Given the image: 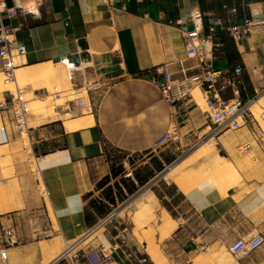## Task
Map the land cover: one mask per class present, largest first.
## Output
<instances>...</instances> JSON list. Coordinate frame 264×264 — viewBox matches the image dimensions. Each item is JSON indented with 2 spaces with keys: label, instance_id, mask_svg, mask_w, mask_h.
Returning a JSON list of instances; mask_svg holds the SVG:
<instances>
[{
  "label": "crops",
  "instance_id": "0c3cea01",
  "mask_svg": "<svg viewBox=\"0 0 264 264\" xmlns=\"http://www.w3.org/2000/svg\"><path fill=\"white\" fill-rule=\"evenodd\" d=\"M9 10L15 13L10 15ZM196 13L203 20L201 37L213 19L220 20L214 31H226V26L243 18L251 20L249 30L233 41L239 54L236 60H228L212 36L200 44L203 59L222 74L233 75V68L240 66L239 97L242 103L249 102L264 88V0H4L0 23L10 30L9 48L25 47L15 56L17 66L65 60L68 79H64V68L56 69L62 89L70 85L78 92L87 81L105 86L97 98L86 89L82 101H66V108L54 104L52 115L47 109L46 114L34 111L27 143L11 123L9 112L0 109L9 138L7 145L0 146V160H9L8 148L13 171L0 189V232L13 226L17 239L5 248L6 258H0V264H65L75 252H93L94 264H155L146 250L147 239L165 255L163 247L182 256L197 248H227L248 233L264 234V136L252 119L239 118L236 129L215 132L195 94L173 108L163 99L159 84L150 79L161 78L164 67L173 77H181V65L187 74L201 70L199 58L185 57L183 39V33L193 27L190 15ZM70 54L79 56L76 63L60 60ZM45 89L34 88L32 94L38 96ZM220 93L223 98L231 96L229 87ZM9 99L8 91H0V101L8 104ZM82 107H87L84 114ZM89 115L91 123L66 128L65 121ZM173 128L175 136L169 143L178 154L203 139L212 140V152L221 148L225 156L217 157L234 166L233 180L201 183L185 191L176 174L165 180L164 175L176 165L163 178L140 184L127 171L135 167L133 163L112 164L109 149L127 155L142 153ZM244 142L250 148L239 152ZM26 147L35 156L43 195L34 188L37 179L22 167ZM206 163L209 169L212 161ZM106 176L107 183L116 181L125 195L136 193L124 205L149 191L153 206L140 213L123 210L124 205L96 213L90 203L104 186L98 182ZM163 210L174 221L166 237L152 217ZM91 234L82 248L73 246L68 255L58 258L66 246ZM235 259L228 264H264V242Z\"/></svg>",
  "mask_w": 264,
  "mask_h": 264
},
{
  "label": "built area",
  "instance_id": "2783aa9c",
  "mask_svg": "<svg viewBox=\"0 0 264 264\" xmlns=\"http://www.w3.org/2000/svg\"><path fill=\"white\" fill-rule=\"evenodd\" d=\"M4 10V0H0V12ZM230 10L234 11V8ZM14 10H9L8 14H14ZM193 27L192 29L183 33L185 41V57L186 58H199V65L201 70L187 74L181 65V77H173L170 70L164 67L162 77L150 76V79L159 84V90L163 99L173 108H177L180 104L190 101L192 99L191 90L197 88L204 105L208 120L214 125V131L219 132L225 129H236L239 126L238 119L247 118V103H242L239 97V79L238 74L241 71L240 66L233 68V75L222 74L219 70L214 69L210 62L205 61L202 57V50L200 44L211 38L215 25L220 24L219 19H213L207 23V33L204 37L200 36V30L203 27L202 16L199 13L190 15ZM251 20L243 18L241 23L226 26V31L233 41L241 39L251 25ZM10 30L0 23V63L1 72L7 79H12L15 69L18 67L15 62V56L23 53L25 50L24 45L18 44L14 50L9 48L7 42V33ZM229 87L231 96L223 98L220 91L221 89ZM10 94L9 103L0 101V109L6 110L10 114V121L17 131L26 134L30 124V117L33 114V108L30 107L29 99L24 97L22 91L16 87L14 90H8ZM264 96V88L256 95ZM36 99L53 106L61 100L60 91H48L40 93L38 96L33 95ZM196 104V103H195ZM175 129L165 132L157 141L156 145L171 140L175 136ZM8 133L4 125H0V144L8 142ZM250 148L247 142L238 146L239 152H245ZM24 157L27 162L33 160L35 156L31 148L26 147ZM130 174V173H129ZM44 192V191H43ZM17 242L15 229L9 226L2 229L1 244H0V258L5 260V248ZM264 242V234L262 233H248L244 236L236 238L228 246L227 250L233 256H242L255 249H257ZM77 244H70L58 256L59 259L64 258ZM94 253L88 255H80L75 252L65 264H93Z\"/></svg>",
  "mask_w": 264,
  "mask_h": 264
},
{
  "label": "rangeland",
  "instance_id": "374dc122",
  "mask_svg": "<svg viewBox=\"0 0 264 264\" xmlns=\"http://www.w3.org/2000/svg\"><path fill=\"white\" fill-rule=\"evenodd\" d=\"M4 79H5V76L3 75L2 72H0V82L4 83ZM41 82L42 83L36 84L33 87H31L32 85L28 83L27 85H23L24 86L23 88L20 86L18 87L24 94V97L29 99V104H30V107L33 108V112L36 111L37 114H46V111H47L46 108H51L52 105L51 103L38 101L39 99L38 98L36 99L32 94V90L34 88L45 87L46 90L48 91H52L55 88L56 91H60L62 97H61V100L57 102L56 104L60 108L61 107L66 108V106H64L63 104L66 101H73V100L82 101L83 99L82 92L84 90L87 89L88 92H91L90 95L94 96V98H97L101 90L105 86V83H102L99 81H96V82L87 81L83 85H81L82 87L81 89H79L78 92L75 89H72L70 85L67 86L65 89H62L61 80H59L57 75H55L53 79L52 78L44 79ZM0 88H1L0 91H8V89L4 88V86L3 87L0 86ZM69 91L71 92L69 95H72V96L64 94ZM191 92L193 94H195L196 92L199 93L197 88L192 89ZM257 99L258 98H256L253 102H251L250 105L254 103ZM197 102L199 103V105L205 107L201 95H200V98L197 99ZM86 108L87 107H82L81 113L83 114L86 113L87 112ZM255 109H257L256 116L250 110H247V119H252L251 124H253L255 129H257L259 133L262 136H264V101L259 102L258 106H256ZM0 125H2L1 121H0ZM230 130H233V129H230ZM21 136L23 137L24 141L27 143L26 134L22 133ZM169 142L170 140L162 142L158 145H155L153 148L145 152L137 153V154L127 155L115 149H109L108 153L112 159V164L122 162V160L133 163V166L135 165V167H129L127 171L128 173H131V175L134 177L135 175H138L144 178L146 176H149V173H151L152 176L148 178L146 183H150L156 179L163 178L162 175L165 172H167L174 165H178V163H180L182 159H184L186 156L190 154L191 156H189L183 163L179 164L175 172L176 178L178 179V181L180 180L182 181V185L185 191H188L194 185H199L201 183H211L213 185H216L219 183L231 182L233 180L232 175L235 170L234 166L228 160L222 158L223 156H225V153L221 148H218L217 151L212 152L213 150H215L213 148L212 140L208 141V139L207 140L203 139L199 141L198 143L194 144L188 150H185L184 152L179 153V154L177 153V151L174 150V148ZM200 143L202 144L206 143V146H208L209 148L203 151L202 153L197 154L198 151L200 150L198 148L202 145V144L200 145ZM1 145L3 144H0V146ZM7 153L9 155V160L8 161L3 160V159L0 160V189H2L3 183L10 180V178L13 175L12 165H11L12 161L10 158L8 148H7ZM219 154L223 156L217 157ZM2 155H3V152L0 151V157ZM207 160L212 161L209 169H207V166H206L208 165L206 163ZM22 167L27 168L32 173V176L35 179H37L38 184L36 185L34 182V186H35L34 188L37 191V193L43 195V185L39 179V175L37 174L35 162L33 160L27 162L25 159L23 160ZM157 167H160V170H157ZM208 171L210 173L209 175L207 174ZM165 180H170V179L166 178ZM109 181H110L109 178H107L106 180H104L103 182L99 184V185H104V186L101 190L95 192V194L92 197V200L99 201L105 207V210L109 209V211H114L115 209L118 210L121 206L127 203L136 193L132 194V196L130 194H128L127 196L122 191H120L119 187H117L118 185L116 181H111L110 183H107ZM23 183L24 182L22 181L19 182L20 186ZM109 198L113 200L112 203L109 202ZM135 198L136 197H134V199ZM44 199L47 202L46 195L44 196ZM100 199H102L103 201L102 200L100 201ZM93 234L87 235L84 238L78 240L77 244L75 245V248H82V246H84V244H86L93 237L92 236ZM123 234L125 235V231L123 232ZM120 238L123 239V237H120ZM163 248L167 252L166 256L168 258L169 264H228L229 262L236 260L235 256L230 254L227 248H224V247L211 246L208 248H197L195 251H192L191 253L182 254V256H176V255L170 254L169 251L171 249L166 248V247H163ZM215 255L217 256L216 258H215ZM180 257L182 259L181 261L179 260ZM94 262H95V257L93 259V264Z\"/></svg>",
  "mask_w": 264,
  "mask_h": 264
},
{
  "label": "bare ground",
  "instance_id": "6f19581e",
  "mask_svg": "<svg viewBox=\"0 0 264 264\" xmlns=\"http://www.w3.org/2000/svg\"><path fill=\"white\" fill-rule=\"evenodd\" d=\"M63 59H66L68 64L70 63V61L67 58H63ZM63 61H65V60H63ZM63 61H60L59 63H53V64L47 63V64H37V65H32V66H18L14 71V75H13L12 79H7L5 77L4 83L0 82V86H2V87L4 86V88H6L8 90L9 89L14 90V88L19 87V86L23 88L24 87L23 85H27V83H28V84L32 85L31 87H33L36 84L42 83L41 81L44 79L54 78L56 73H57L56 69H61V68L65 69L66 76L64 77V79L67 80L69 77V73L67 70V65ZM56 89H57V87H56ZM54 90H55V88H54ZM70 93L71 92L69 91V92H66L64 94L69 95ZM69 96H72V95H69ZM194 97L196 99H199L200 98L199 93L196 92ZM256 98H258V99L250 105V103L253 102ZM38 101H41V100H38ZM261 101H264L263 95H258L256 97H254L252 100L249 101V103H247V105H246L247 110H250L256 116V110L257 109H255V108H256V106H258L259 102H261ZM41 102H43V101H41ZM36 107H38V106H36ZM46 109L48 110V114L52 115L53 109L52 108H46ZM91 122H92V119H91V116L89 115L87 117H82L79 119L65 121L64 123H65V126L68 130H74V129H78L79 127H82L86 124H89ZM208 148L209 147L206 146V143L202 144L198 148L200 150L198 151L197 154L202 153L203 151L207 150ZM189 156H191V154L186 156L184 159H182L180 161V163H178V165H176L175 167L170 169L164 175V177L165 178H173L175 176V172H176L179 164L183 163ZM143 199L144 200L147 199L146 201L148 203H146V205H143V202H142ZM152 200H153L152 193L149 191H146L145 193L143 192V194H140L138 197L133 199L129 205H125L122 209L127 210V211H137L139 213H140V210L148 211L151 208L150 205L153 206ZM162 212H163L162 215L159 216V214H155L152 217H153L154 221H156L159 224V226H161V236H165V235H168L169 232L171 231V229L174 227V221L170 218V216L166 212H164V210ZM137 224H138V221H137ZM141 224L143 225V223H140V226H141ZM146 250H147L149 256L151 257V259L153 260V262L155 264H169L167 256L163 253V251L160 249L158 244H156L154 241H152V239H147ZM215 253H217V252H215ZM216 257L217 256L215 255V258ZM46 261H48V260H46ZM212 261H214V260H212Z\"/></svg>",
  "mask_w": 264,
  "mask_h": 264
},
{
  "label": "trees",
  "instance_id": "16d2710c",
  "mask_svg": "<svg viewBox=\"0 0 264 264\" xmlns=\"http://www.w3.org/2000/svg\"><path fill=\"white\" fill-rule=\"evenodd\" d=\"M212 40L217 43L219 42L221 45L219 48H221L225 54H226V58L228 60H236L239 58V54L236 50V47L234 45V42L232 40V38L228 35L227 31H224V30H220V29H217L215 31L212 32ZM157 170H160V167H157ZM152 174L149 173V176H146V177H140L138 175H135V178L136 180L140 183V184H143L145 181L148 180L149 177H151ZM108 177H104L102 178L98 184H100L101 182H103L104 180H106ZM118 187V186H117ZM109 202H113L112 199L109 198ZM91 207H93V211H95L96 213H100V214H103V213H106L105 212V207L98 203V202H95V201H91ZM87 219H88V216H87Z\"/></svg>",
  "mask_w": 264,
  "mask_h": 264
},
{
  "label": "water",
  "instance_id": "95a60500",
  "mask_svg": "<svg viewBox=\"0 0 264 264\" xmlns=\"http://www.w3.org/2000/svg\"><path fill=\"white\" fill-rule=\"evenodd\" d=\"M63 58H67L69 61L76 63L79 56L77 54H70L68 56H61L60 60H62ZM219 156H221V155L219 154Z\"/></svg>",
  "mask_w": 264,
  "mask_h": 264
}]
</instances>
